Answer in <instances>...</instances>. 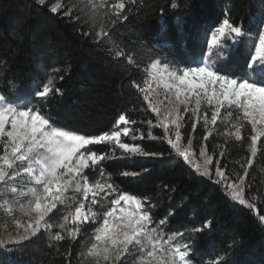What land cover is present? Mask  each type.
<instances>
[{
    "label": "trees",
    "instance_id": "obj_1",
    "mask_svg": "<svg viewBox=\"0 0 264 264\" xmlns=\"http://www.w3.org/2000/svg\"><path fill=\"white\" fill-rule=\"evenodd\" d=\"M108 2L111 5L119 0ZM125 2L124 14L128 19H119L111 28V34L125 53L139 51L141 59L147 60L148 56H152L179 67L188 66L190 57L199 58L205 28H214L225 15L247 28L250 14L264 4V0ZM173 2L178 5L176 9L171 7ZM49 7L37 4L36 0H0V94L30 92L53 69L71 64L70 72L57 82V86L64 91L63 98L58 102L42 103L41 111L51 113L57 126L88 135L111 129L121 113L135 120L136 123L129 127L137 130V137L140 132L145 133V138L132 140L130 134L122 140L163 155H121L123 150L116 147L114 158L101 161L110 182L120 191L142 200L146 198V207L154 205L151 209L153 219L166 218V233L182 232L183 237L178 239L190 244L195 264H216L225 254L230 264H264V227L256 211L233 205L226 186L215 183V167L219 162L229 183L240 182L239 177H244L245 198L251 200L255 197L253 202L259 214L264 215V137L258 142L257 155L249 167L247 161L252 158L249 148L253 134L251 125L244 122L242 140L236 141L234 135L226 134L234 133L232 124L235 120L228 121L225 110H222L217 124L209 126L212 135L204 140L209 129L203 127V120L196 124L193 131L195 119L191 112L185 114L180 129L182 146L187 147L191 140L194 154L191 158L202 164L204 158L199 151L201 147L206 149L207 155L212 157L209 168L213 179L209 180L176 154L164 138L163 129L157 121L162 119L170 106L168 101L174 99L171 94L166 93L162 86L156 88L153 99L159 101L161 109V116L157 117L148 102L143 100V94L132 86V80L142 84V77L147 78L143 73L145 65L137 68L123 63L122 58L111 54L116 50L114 43L107 39L101 44L93 43L82 35L84 28L78 31L71 27L61 18L62 12L52 13ZM207 38L210 39V34ZM203 54L208 55L206 46ZM233 63L237 66L242 63L239 55L233 58ZM204 107L202 105V111ZM148 120L153 121V126L146 123ZM148 131L156 138H149ZM90 147L109 154L113 149L109 144ZM221 152L223 156H220ZM245 169L248 172L246 177ZM122 172H138L140 175L122 176ZM96 178L104 182L103 178ZM103 197L105 193L97 199ZM111 199V196L106 198L105 208ZM93 210L99 213V205ZM208 219L212 220L211 229L193 231L201 228ZM7 220L8 217L0 212V233L4 232ZM62 222V215L56 216L53 221L55 224ZM100 223L102 221L98 220L83 225L75 242L67 238L64 230L55 227L52 231L64 234L65 240L57 242L45 235L38 242H25L20 251L8 254L9 259H14L17 264H77L78 261L80 264H96L93 258L80 256V252L86 251L93 242L95 229ZM71 226L66 225V228ZM69 252L71 255H68ZM3 257V250L0 249V259ZM100 264L106 262L101 261Z\"/></svg>",
    "mask_w": 264,
    "mask_h": 264
},
{
    "label": "snow or ice",
    "instance_id": "obj_2",
    "mask_svg": "<svg viewBox=\"0 0 264 264\" xmlns=\"http://www.w3.org/2000/svg\"><path fill=\"white\" fill-rule=\"evenodd\" d=\"M36 3L50 6L52 13L62 12L61 18L78 31L84 28L82 35L93 43L101 44L105 39L114 43L116 50L111 54L122 58L123 63L137 68L145 65L143 73L147 78L142 77V84L136 80H132L131 84L143 94V100L148 102L157 117L161 116V109L159 101L153 99L156 88L162 86L166 93L171 94L174 99L168 101L170 106L157 122L171 149L198 173L213 179L209 168L212 157L201 147L199 155L204 158L202 164L191 158L194 155L191 140L187 147L182 146L181 122L189 112L195 119L193 131L201 120L203 127L209 129L204 140L212 135L209 126L217 124L222 110H225L228 121L235 120L232 124L234 133L226 134L234 135L236 141L242 140L244 122L251 125L253 134L249 148L251 157L257 155V144L264 137V4L250 14L247 28L227 15L214 28H205L199 58L190 57L188 66L179 67L152 56H148L147 60L141 59L139 51L125 53L111 34V28L119 19H128L124 14L125 0L111 5L108 0H36ZM171 7L176 9L178 5L173 2ZM209 34L210 39L207 38ZM205 46L207 56L203 54ZM213 49L216 51L213 52ZM237 55L242 60L238 66L233 63ZM70 70L71 64L53 69L30 92L0 94V212L8 217L5 230L0 233V249L4 253L0 264H17L14 259H9L8 254L20 251L25 242H38L45 235L57 242L65 240L64 234L52 231L55 227L64 230L67 238L75 242L83 225L98 220L102 223L95 229L94 242L86 251L80 252V256L91 257L96 264L101 261L106 264H195L190 244L178 239L183 237V233H166V218L153 219L151 209L155 206L146 207V198L142 200L120 191L110 182L101 166V161L115 157L116 147L123 150L121 155H163L122 140L130 134L132 140L145 138V133L140 132L137 137V130L129 127L136 123L135 120L121 113L111 129L88 135L57 126L51 113L41 111L42 103L58 102L63 98L64 91L57 86V82L62 81ZM36 97L40 99L36 100ZM202 105H205L203 111ZM146 123L153 126L152 120ZM147 136L156 138L151 131L147 132ZM101 144L112 145V152L100 153L90 147ZM223 155L221 152L220 156ZM247 164L250 167L252 160L248 159ZM121 175L138 176L140 173L122 172ZM247 175L245 169L244 176ZM239 181V184L234 181L229 183V178L217 162L215 183L225 185L231 199L256 211L259 221L264 224V215L259 214L253 202L255 197L251 200L245 198L244 177H239ZM100 193H105V197L97 199ZM108 196L112 199L107 201L108 207L105 208ZM97 205L99 213L93 210ZM61 215L63 222L53 223L56 216ZM69 224L72 226L66 228ZM211 228L212 220L208 219L201 228L193 231ZM216 264L230 262L225 254Z\"/></svg>",
    "mask_w": 264,
    "mask_h": 264
},
{
    "label": "rangeland",
    "instance_id": "obj_3",
    "mask_svg": "<svg viewBox=\"0 0 264 264\" xmlns=\"http://www.w3.org/2000/svg\"><path fill=\"white\" fill-rule=\"evenodd\" d=\"M15 95H16V94H15ZM121 127H123V125H121ZM253 158H254V157L251 158L252 161H253ZM237 184H239V182H237ZM99 195H101V193H100ZM99 195H98V196H99ZM231 201H232L233 205H235V206H238V207H242V206H244V205H240L237 201H234V200H232V199H231ZM260 223H261V222H260ZM261 224H262V223H261ZM262 225H263V227H264V224H262ZM93 242H94V240H93Z\"/></svg>",
    "mask_w": 264,
    "mask_h": 264
}]
</instances>
